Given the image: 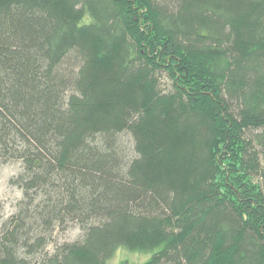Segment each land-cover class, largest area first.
<instances>
[{
  "label": "trees",
  "instance_id": "1",
  "mask_svg": "<svg viewBox=\"0 0 264 264\" xmlns=\"http://www.w3.org/2000/svg\"><path fill=\"white\" fill-rule=\"evenodd\" d=\"M0 161V264H264V0H0Z\"/></svg>",
  "mask_w": 264,
  "mask_h": 264
},
{
  "label": "rangeland",
  "instance_id": "2",
  "mask_svg": "<svg viewBox=\"0 0 264 264\" xmlns=\"http://www.w3.org/2000/svg\"><path fill=\"white\" fill-rule=\"evenodd\" d=\"M162 82V84L166 82L165 78ZM21 170L22 165L20 162L3 163L0 161V231L2 223L17 212L18 203L22 198L21 190L13 184V179L21 173ZM80 235L79 228L76 225H70L65 232L56 234L54 242L59 244L73 241L79 238ZM147 258L146 256L128 254L125 251L121 253L120 250L106 264H121L125 260L130 264H141Z\"/></svg>",
  "mask_w": 264,
  "mask_h": 264
}]
</instances>
